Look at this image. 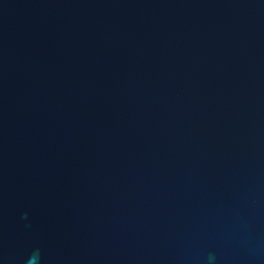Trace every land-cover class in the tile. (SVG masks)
Listing matches in <instances>:
<instances>
[{
  "label": "water",
  "instance_id": "water-1",
  "mask_svg": "<svg viewBox=\"0 0 264 264\" xmlns=\"http://www.w3.org/2000/svg\"><path fill=\"white\" fill-rule=\"evenodd\" d=\"M0 264H264V0H0Z\"/></svg>",
  "mask_w": 264,
  "mask_h": 264
}]
</instances>
